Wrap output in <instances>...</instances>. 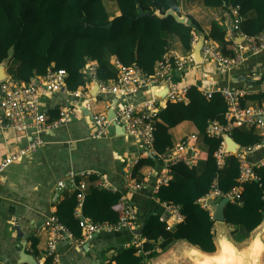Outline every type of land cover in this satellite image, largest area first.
Masks as SVG:
<instances>
[{
  "label": "trees",
  "instance_id": "16d2710c",
  "mask_svg": "<svg viewBox=\"0 0 264 264\" xmlns=\"http://www.w3.org/2000/svg\"><path fill=\"white\" fill-rule=\"evenodd\" d=\"M113 1L118 7L114 15L106 11L102 0H0V63L9 56L16 59L15 76L23 83L34 75L45 74L49 69H65L67 87L75 89L84 83L80 69L87 58L97 61L96 76L99 80H108L115 75L103 62L105 53L112 54L124 65L136 63L143 70L152 72L155 62L162 59L167 51L165 34L176 35L182 47L190 51L196 32L202 31L200 23L191 15L187 16L186 23H179L172 16L157 18L153 15L155 9H160L162 13L168 8L177 11L179 0ZM203 3L206 6H223L227 10L238 6L241 16L238 30L243 34L254 36L264 28V0H203ZM140 9L150 14L140 16ZM251 10L255 16L242 19ZM207 38L219 42L225 55L232 54L233 41L226 38L224 28L217 21L211 23ZM186 96L187 101H168L160 110L153 141L157 154L165 152L173 146L169 128L183 120L192 121L204 133L208 146L204 170L197 174L193 166L177 162L169 167V171L179 174L183 181L169 180L159 184L156 192L160 202L179 204L184 218L172 230H167L165 222L159 220L162 208L141 215L144 225L141 237L146 239L142 251L147 255L143 257L137 254L135 246L126 245L119 247L111 257L110 261L114 264H142L144 258L151 259L155 255V243H159L158 247L162 250L176 240L196 245L206 252L216 249L214 220L198 200L210 191L216 178L217 187L222 192L239 185V163L231 154L225 159V166L218 169L214 155L221 139L205 133L210 121L216 120L222 125L226 123L227 105L221 93L214 91L207 96L191 85ZM262 99L264 92L245 94L240 98V104L249 106L248 100ZM48 113L49 120H54L58 109ZM228 132L242 147L260 140L254 129L233 127ZM158 158H140L134 165L132 176L138 180L139 169L143 165H154ZM255 172L260 181L243 183L240 197L228 201L224 208L225 222L235 228L242 227L249 233L264 217V169L255 168ZM98 183L96 176L89 177V193L84 197L83 214L96 222L115 223L123 214V206L119 202L121 194L105 192L98 188ZM75 206L76 194L73 193L57 205L55 216L74 238H79L81 230L73 215ZM31 239L37 255L38 239ZM44 263L50 264L51 259L45 258Z\"/></svg>",
  "mask_w": 264,
  "mask_h": 264
},
{
  "label": "built area",
  "instance_id": "2783aa9c",
  "mask_svg": "<svg viewBox=\"0 0 264 264\" xmlns=\"http://www.w3.org/2000/svg\"><path fill=\"white\" fill-rule=\"evenodd\" d=\"M225 17L227 18L230 35L228 39L232 40L234 44L232 54L225 55L219 42L210 38L204 39L200 50L202 57L200 63L213 66L221 71L239 66L249 54L264 50V28L254 36L240 32L238 25L241 16L238 12V6L230 7L225 13ZM235 38H239V41H235ZM196 40L197 37L194 36L192 43L194 44ZM112 64L115 72L114 77L102 81L96 76L97 61L87 58L80 69L83 73L84 83L75 89L67 87V71L65 69H49L43 75L32 76L25 83L21 82L16 76H5L0 80V135H3L5 127L8 126L14 132L24 135L29 134L30 137L25 147L9 152L0 161V175L22 155L45 144L43 137L45 131L58 128L68 123L71 118H76L78 111H82L81 106L87 109V113L95 126L92 133L89 134L90 138L96 139L106 135L108 127L112 123H116L123 127L126 135L133 137L144 147V155L159 157L168 167V170L170 166L180 161L187 164L195 163L197 161L196 134L187 135L183 140L167 148L161 154H157L153 148L155 122L158 120L161 108L155 94L158 95L157 91L163 87V84H167L165 101L175 102L186 99L187 87L181 86L176 76H180L187 66L199 64L195 62L193 53H189L184 57L165 53L162 59L156 62L152 72L143 70L136 63L124 65L115 57ZM93 86H96V88L92 89ZM91 90H93L94 96H91ZM217 91L221 93L226 101V123L222 125L216 120L210 121L205 133L208 136L221 139L214 155L218 169L225 166L227 155L233 154L236 156L239 163V185L228 192H222L217 187L216 178L210 191L198 200L205 208L208 207V198L218 197V199H221L226 197L228 201H235L240 197L243 183L260 181V176L255 172V168L264 169V152L256 159L250 158L251 154L264 148V104L242 106L240 98L245 95V92L239 88L223 86L218 88ZM210 93L211 91L203 90V94L207 96ZM43 94H62L73 104L76 103V107L70 104L61 106L58 117L49 121V115L41 105ZM111 94L123 99L122 104L119 103L115 107L113 116H107L105 110L97 111L91 108L93 97ZM129 95L134 100H127L126 98ZM233 127L254 129L260 136V140L250 146H241L236 153L225 152L223 135L226 133L230 135L228 131ZM168 181L167 175H162L159 184ZM63 185V182L58 183L59 188ZM139 185L134 181L131 188L137 189ZM86 188L85 182L75 186L77 190L76 206L73 215L81 230V236L75 239L82 242L83 239H90L94 234L100 232H114L120 228L135 229L139 214L135 208L128 206L124 200H121L123 214L115 223L96 222L84 215L82 202ZM161 207L159 220L165 222L167 230H172L183 220L184 216L180 211L179 204L163 201ZM212 211L213 209L209 208L211 219H213ZM43 228L48 232V240L43 256L51 259L50 264H56L58 243L65 238L74 239V236L54 214L49 215L43 221ZM145 241L146 239L143 237L134 241L133 245L138 249L137 253L142 250Z\"/></svg>",
  "mask_w": 264,
  "mask_h": 264
},
{
  "label": "crops",
  "instance_id": "0c3cea01",
  "mask_svg": "<svg viewBox=\"0 0 264 264\" xmlns=\"http://www.w3.org/2000/svg\"><path fill=\"white\" fill-rule=\"evenodd\" d=\"M102 2L106 11L110 15L117 13L118 7L115 1L102 0ZM227 11L228 10L223 6H206L204 5L203 0H179L177 10L180 14H184L186 16L191 15L200 23L202 31L196 32L195 36L197 39L201 35L207 36L209 34L211 23L213 21H217L224 28L226 38H230L228 22L225 17V13ZM254 16V11L251 10L246 13L242 19L253 18ZM165 38L167 39L168 44L166 53L179 57H184L187 54L192 53L193 46L196 43H192L191 50L186 51L182 47L176 35L165 34ZM114 57L115 56L110 53H105L103 57L104 64L113 72L114 67L112 60ZM5 62H9V65H11L13 70L16 71V67L18 65V61L16 59L9 56L4 61V64ZM7 67L8 66H5L3 69L5 76H15L6 72ZM97 68L98 65L96 70ZM176 78L181 86H186L188 88L189 86L194 85L202 93L203 90L211 91L212 93L223 86L239 88L243 90L245 94L264 92V50L255 54H249L241 65L230 68L229 70L221 71L217 70L213 66H207L203 63H199L193 66H187L186 70H184L180 76H176ZM95 88L96 86H93L92 89ZM165 88L166 84H163V87L157 91L158 95L155 94V98L161 105L160 110H162L168 102L165 101L163 96L167 91ZM91 96H94L93 90H91ZM126 99L134 100L131 95H129ZM184 101H187V96ZM91 102V108H94L97 111L105 110L108 114L107 116H113L115 107H117L119 103L122 104L123 99L112 94L105 96L99 95L93 97ZM248 102L251 106H256L264 104V99L261 101L248 100ZM68 104L76 107V103L73 104L62 94H43L41 96L42 108L47 113L53 109H58L59 113L60 107ZM81 107L82 111H78V116L76 118H71L68 123H70V125L74 124L73 128L78 126L81 130L83 138L87 141L82 142L79 147H71L68 145L64 146L63 149L65 150V156H61L62 159L56 161V167H58L56 171H59L56 177L60 175L55 183L56 190L51 193V202H49L46 207L49 208V211L51 212L50 215H55L57 205L62 200L72 196L73 193L76 194L77 190L75 189V186L81 182H85L87 185L85 190V195H87L89 193L88 179L91 176H96L99 180L97 185L99 189H102L105 192L111 191L120 193L121 196L119 198V202L121 203V200H124L128 206L136 209L140 216L136 221L137 225L135 226V229H139L143 225V222H141V215L144 216L145 214L156 212L154 210H160V208H162L161 202L156 197L161 176L167 175L169 180L178 182L183 181V179L179 174L170 172L168 167L161 161L160 158H158L154 165H143L139 169L138 174H140L141 177L139 176L137 180L132 176L133 168L140 158H146L148 156L144 155V147L136 139L126 135L123 127L121 125H117L116 123H112L108 127L106 135L96 139L90 138L89 134L92 133L95 126L93 125L87 110L85 111L83 109L84 106ZM64 126L65 125H62L58 128L45 131L43 134L45 144L22 155L18 160L13 162L3 174L0 175V199L7 197L9 201L15 203L10 197L9 190H6L7 187L5 184L9 182L12 172L17 167L19 168L26 165L34 167L39 164L38 159L43 153H49L53 159L58 158L59 147L62 145H59L58 141L64 132ZM169 134L173 145L183 140L189 134H196L197 161L188 165L193 166L196 173L200 174L204 170L208 154V146L204 140V133H201L192 121L183 120L175 126L170 127ZM66 137H68V135H66ZM29 138V134L24 135L22 133L14 132L6 126L3 135H0V161L3 160L9 152L25 147ZM263 152L264 148L251 154L250 158L256 159L260 157ZM228 156L229 155H227L225 159H227ZM83 172L89 173L84 174ZM21 177H23L24 182L27 183L29 178L24 177L23 175H21ZM218 178H220V175ZM134 181L140 184L137 189L131 188ZM59 182H63L64 184L60 188L58 187ZM20 200H23L22 194H20ZM217 202L218 197L208 198L207 209H214ZM83 203L84 202H82V212ZM11 207V204L3 205L0 203V264H28L27 262L20 263V253L23 250L25 253L31 255L37 264H45V258L43 255L48 240V232L43 228V221L48 216L44 219L41 215H36V217L30 216L28 220L23 219L28 221V228H26L27 232L22 235L23 239H17V237L11 238L7 233L8 227H25L21 223V217L11 213ZM263 220L264 217L262 222ZM227 225L229 224L226 222H218L214 220V235L216 233L215 231L219 229H223L225 231V227ZM135 229L120 228L114 232H100L94 234L90 239H83L82 242H79V240L75 238L62 239L57 245L56 264H114L110 261V259L117 253V249L119 247H126V245L128 246L131 244L133 245L135 240L142 238L140 236L141 234H134L133 230ZM32 237L38 239L37 255L34 252L31 239ZM181 243L188 244L183 240H176L173 242L170 249ZM146 259L147 258H144L145 262ZM144 261L142 264H149V261H147V263Z\"/></svg>",
  "mask_w": 264,
  "mask_h": 264
},
{
  "label": "rangeland",
  "instance_id": "374dc122",
  "mask_svg": "<svg viewBox=\"0 0 264 264\" xmlns=\"http://www.w3.org/2000/svg\"><path fill=\"white\" fill-rule=\"evenodd\" d=\"M5 66H8L6 71L7 73L15 75V71L13 70V67L9 65V62H5L4 67ZM69 125L70 123L65 124L64 132L58 141L59 145L62 144L59 147L58 158L53 159L49 153H43L38 159L39 164L35 165L34 167L29 165L19 168L17 167L12 172L9 182L5 184L7 187L6 190H9L10 192L12 201L16 204L9 201L7 197L1 198L0 203L3 205L11 204V213L20 216L21 223L25 226H16L14 228L8 227L7 233L11 238L17 237V239H23L22 235L27 232V220L30 218V216L36 217V215H41L44 219L51 214L49 208L46 206L49 204V202H51V193L56 190L55 183L57 178L60 176L59 175L56 177L59 172L56 171L58 169V167H56V161L62 159L61 156H65V150L63 149L65 145L79 147L82 142L87 141L83 138L81 130L78 128V126L73 128L74 124L70 126ZM66 135H68V137H66ZM21 175L29 178L27 183L24 182V179L21 177ZM20 194H22L23 200H20ZM225 229V232L229 238L238 246H243L247 243L250 233L246 232L244 228H235L227 225ZM158 244L159 243H155V255L149 260L146 259V262L144 261L145 263L149 261V264H191L186 257L182 256L180 253L181 251L179 252L178 250H170V247L173 243L167 247L168 250L166 249V251L160 249ZM138 253L142 254L143 257L147 255V252L143 253L142 250Z\"/></svg>",
  "mask_w": 264,
  "mask_h": 264
},
{
  "label": "bare ground",
  "instance_id": "6f19581e",
  "mask_svg": "<svg viewBox=\"0 0 264 264\" xmlns=\"http://www.w3.org/2000/svg\"><path fill=\"white\" fill-rule=\"evenodd\" d=\"M3 71L1 68L0 78L4 75ZM263 232L264 220L250 232L246 247L243 249L237 248L234 245L235 243L226 235L225 231L219 229L215 234L216 250L211 254L198 251L186 243L177 244L170 250L181 251L182 256L186 257L191 264H247L248 260L251 263H257L260 256L264 255V245L254 247L252 241L253 239L264 241L262 236ZM212 257L220 258L212 259Z\"/></svg>",
  "mask_w": 264,
  "mask_h": 264
},
{
  "label": "water",
  "instance_id": "95a60500",
  "mask_svg": "<svg viewBox=\"0 0 264 264\" xmlns=\"http://www.w3.org/2000/svg\"><path fill=\"white\" fill-rule=\"evenodd\" d=\"M149 14H150L149 12H144L142 9H140V13H139L140 16H145V15H149ZM153 15L156 16L157 18H166L168 16H172L179 23H186L187 19H188L186 15L180 14L177 11L173 10L172 8H168L163 13L161 12L160 9H155L153 12ZM106 26L108 27V25H106ZM205 37L206 36H203V35L198 37L196 43L193 46L192 53H193V57H194L196 63H200L202 61L200 50H201V47L203 45ZM236 41H239V38H237ZM4 61L2 63H0V69L1 68L4 69ZM4 77H5V74L0 78V80H2ZM167 88L168 87L166 84L165 90H167ZM163 96H165V94ZM83 109L85 111L87 110L85 107H83ZM112 113H113V110H112ZM223 138L225 140V148H224L225 152L236 153L239 150V148L241 147V145L231 135L226 133L223 135ZM227 202H228V199L226 197L221 198L217 202V204L214 206V209L212 211L213 220L218 221V222H225L224 208H225V205L227 204ZM143 228H144V225H142L141 228H139V229L133 230V232L135 234L140 235V234H142ZM262 236H263V240H264V232L262 233ZM246 244L243 246H238L237 244H234V245L239 249H243L246 247ZM188 245L197 249L198 251L203 252V253L211 254V253L215 252V251H213V252L203 251L198 246L192 245L190 243H188ZM215 246H216V242H215ZM20 258H21L20 263L21 262H27L28 264H37V262L34 260V258L31 255L25 253L24 250L20 253ZM247 264H264V255L260 256L259 261H257V263H251V261L248 260Z\"/></svg>",
  "mask_w": 264,
  "mask_h": 264
},
{
  "label": "clouds",
  "instance_id": "9594fccd",
  "mask_svg": "<svg viewBox=\"0 0 264 264\" xmlns=\"http://www.w3.org/2000/svg\"><path fill=\"white\" fill-rule=\"evenodd\" d=\"M219 200L220 199H218V201ZM252 244H253L254 247H261V245L259 244V242L257 240H255V239H253Z\"/></svg>",
  "mask_w": 264,
  "mask_h": 264
},
{
  "label": "snow or ice",
  "instance_id": "6c2138e0",
  "mask_svg": "<svg viewBox=\"0 0 264 264\" xmlns=\"http://www.w3.org/2000/svg\"><path fill=\"white\" fill-rule=\"evenodd\" d=\"M257 241L259 242L260 245H264V241H261L259 239H257ZM208 247L211 248L210 245ZM217 258H220V257H212V259H217Z\"/></svg>",
  "mask_w": 264,
  "mask_h": 264
}]
</instances>
